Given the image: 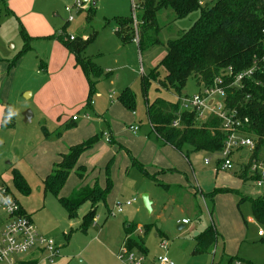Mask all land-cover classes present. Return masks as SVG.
Segmentation results:
<instances>
[{
  "label": "rangeland",
  "instance_id": "374dc122",
  "mask_svg": "<svg viewBox=\"0 0 264 264\" xmlns=\"http://www.w3.org/2000/svg\"><path fill=\"white\" fill-rule=\"evenodd\" d=\"M80 1L32 0L35 4L32 14H42L47 26H32L27 20V30L21 25V18L8 9L6 1L0 5V63L6 64L10 73L4 85L8 82L11 91L6 100L0 98V103L12 105L16 114L14 128L4 130L0 126V185L15 192L37 231L55 241L59 255L53 264H121L108 246L110 238L121 232L120 228L124 231L123 222L141 228L130 236L136 240L144 239L148 261L165 255L173 264H226L227 258L236 256L248 264H264V224L254 218L249 201L238 206L241 197L236 193L219 192L233 189L239 190L241 196L256 197L262 191L255 187L253 181L240 184L237 178L230 176L234 174L239 178L241 174L238 170L234 173L216 172L218 154L187 147L189 160L171 148H165V152L155 156L141 140L150 133L146 101L151 103L158 97L170 102L177 100L168 92L157 91L156 82L149 86L145 99L141 77H146L154 69L167 51V42L191 28L199 13L175 20L171 11L162 12L159 15L160 25L164 27L160 34L162 44L142 53L141 61L139 44L135 41L124 44L115 32L113 21L116 17H132L137 33L141 13L135 5L138 6L141 0H97L95 18L90 23L86 22L84 11L78 14L76 4ZM68 20L71 23L63 30ZM31 22L38 23L35 16ZM46 32L52 36L83 37L86 41L96 35L84 55L110 74L95 83V93L89 101L91 105L88 103L89 85L87 87L81 69L76 67L74 55L59 40L42 37ZM26 38L29 39L27 43ZM55 41L69 63L51 61ZM25 47L27 50L23 54L13 58ZM142 62L145 75L140 74ZM43 65L49 69L45 71ZM160 74L163 79V70ZM126 88L136 95L133 110H127L118 101ZM1 89L2 84L0 92ZM40 92L45 97L43 109L41 101L36 99ZM186 92L188 96L200 92L194 78L188 81ZM55 110L59 115L51 118ZM27 111L33 115L30 122H25ZM73 115L81 123L79 121L75 128L66 130L58 118L66 122ZM131 124L142 125L139 138L132 135ZM95 135L99 141L79 160V165L86 168L85 179H79L73 171L60 195L67 198L75 189L93 186L95 182L102 188H106L108 183L111 185L106 205H98L95 221L84 232L80 226L91 204H84L78 218L71 221L59 200L44 194L42 180L58 162L60 153L68 152L71 146ZM148 141L156 144L153 137ZM243 155L247 158L249 152L244 151ZM205 158L210 159L207 166L204 165ZM135 162L137 165H134ZM15 174L25 180L29 194H22L14 188ZM162 182L185 188L166 191ZM190 189L196 190L195 194L191 192L194 197L190 195ZM144 195H148L152 202L151 211L144 205ZM134 197L138 198V202L133 207L125 208L122 215H110L117 205H125ZM260 197L263 196L260 194ZM193 198L196 202H192ZM167 204L174 208L165 209ZM183 220H188L190 225L179 230ZM145 226H153L147 235H144ZM211 226L219 233L217 243L206 253L198 254L195 250L196 238ZM163 241L167 245L166 250L160 248Z\"/></svg>",
  "mask_w": 264,
  "mask_h": 264
},
{
  "label": "trees",
  "instance_id": "16d2710c",
  "mask_svg": "<svg viewBox=\"0 0 264 264\" xmlns=\"http://www.w3.org/2000/svg\"><path fill=\"white\" fill-rule=\"evenodd\" d=\"M4 3V0H0V5ZM84 5L79 13L84 11ZM135 8L141 13L138 16L137 33L132 17H116L113 21L116 24V34L121 37L124 44L132 43L136 35L138 36V42L135 43L139 44L138 49L141 53L162 44L160 34L164 27L159 22V15L162 12L171 11L175 20H183L194 13H199L198 19L191 28L180 32L178 38L167 42L165 55L146 77H141V88L143 97L147 99L149 86L152 82H156L157 91L163 90L177 98L175 102L161 97L151 103L146 101V114L151 132L159 141L186 157H189L187 147L208 154H219L226 140L223 122L214 115H209L205 120L200 121L197 113L182 110L180 99L189 97L186 86L191 78L195 79L200 90L203 87L208 88L213 86L215 80L221 78L228 69H233L235 73L242 72L252 66L256 57L264 56V4L260 0H219L214 5L202 8L199 6V0H141ZM85 13L86 22H92L95 18L96 6L92 5L85 9ZM66 27L67 25L64 30ZM70 37L72 36L60 35L57 38L74 55L76 67L80 68L86 77L89 85L88 103L91 105L89 101L95 93V83L104 76L108 77L110 73H105L94 61L84 55L85 49L95 40L96 35L91 38L92 41H86L83 37L70 40ZM25 40L26 43L29 42V39ZM25 49L26 47L22 53ZM160 70L165 73L163 79L160 78ZM249 83L243 91L227 89V83L223 87L227 92V107L236 108L243 120L249 119L250 124L247 125L245 133L257 140L258 152L264 148V74L256 75ZM118 101L127 110H133L136 105V95L130 88H126L119 95ZM178 119H180L179 126L174 127L173 123ZM14 125L15 112L8 106L4 110L1 126L4 130H8L14 128ZM62 127L71 130L76 124L73 120H69ZM132 127L135 128L134 126L130 128ZM98 141L99 138L95 135L85 142L71 146L68 152L59 155L58 162L53 164L51 172L42 180L44 194L57 198L71 221L78 218L79 210L84 204H91V209L83 217L80 226L84 232L95 221L98 205H106L111 185L108 183L106 188H102L98 182H95L93 186L86 185L75 189L67 198L60 195L73 171H76L79 179H85L86 168L79 165V160L85 152L93 149ZM134 165L137 163L135 162ZM219 165L217 161V167ZM240 174L238 179L244 184L253 180L248 176L247 167ZM107 180L110 182V178ZM13 183L14 188L20 193L29 194V187L19 174L14 175ZM161 185L170 189V186L162 183ZM8 190L20 206V214L27 215L15 192L9 187ZM219 192L239 194L234 190L223 189ZM246 201L250 202L252 214L257 222L264 224V196L260 198L242 196L238 206ZM112 213L113 210L110 211V215ZM200 214L201 211L197 215ZM244 223L246 224L245 220ZM152 228L153 226H145L144 235H147ZM136 230L133 225H126L124 245L130 252L147 256L144 239L136 240L130 236ZM218 237L217 230L213 226L209 227L196 238V252L204 254L209 251L217 243ZM233 259L241 258L230 257L227 258V262ZM241 260L246 262L244 259ZM22 264L36 263L28 261Z\"/></svg>",
  "mask_w": 264,
  "mask_h": 264
},
{
  "label": "built area",
  "instance_id": "2783aa9c",
  "mask_svg": "<svg viewBox=\"0 0 264 264\" xmlns=\"http://www.w3.org/2000/svg\"><path fill=\"white\" fill-rule=\"evenodd\" d=\"M219 0H199V6L204 8L214 5ZM264 4V0H260ZM78 11L83 8V2L76 4ZM72 12V10H69ZM264 34V30H263ZM74 40V37H70ZM138 42V36L135 38ZM264 74V56L255 58L252 66L242 72L235 73L233 69H228L221 78L215 80L213 86L203 87L195 96L180 99L181 108L185 111H193L198 114L200 121L209 115L216 116L223 122V129L226 132V140L223 150L218 154L220 158L219 170L223 172H233L247 167L248 176L253 178V183L257 189L264 193V148L257 152V140L245 133L250 121L248 118L240 117L236 108L230 109L226 105L227 92L223 87L225 83L227 89L245 90L256 75ZM73 121L77 117H72ZM180 119L173 123L178 127ZM133 132L138 128L132 127ZM244 151L249 152L247 158ZM210 163L209 159L205 164ZM264 196V194H262ZM137 202V198L127 201L125 205H117L113 209L114 213L121 214L125 207H129ZM190 222L183 220L182 224L187 226ZM160 248L167 249L163 241ZM42 254L44 260L53 264L59 255V249L52 238L41 235L34 226L31 218L20 214V206L16 198L10 193L8 187L0 185V264H22L28 262L26 259L31 254ZM117 258L121 264H173L167 256H158L153 261H148L147 256L130 252L123 244L117 253ZM226 264H247L241 259H233Z\"/></svg>",
  "mask_w": 264,
  "mask_h": 264
},
{
  "label": "crops",
  "instance_id": "0c3cea01",
  "mask_svg": "<svg viewBox=\"0 0 264 264\" xmlns=\"http://www.w3.org/2000/svg\"><path fill=\"white\" fill-rule=\"evenodd\" d=\"M6 1V3L9 5L8 6V9L10 10V11H12V13L18 18V17H20L21 18V25H23L24 26V28L27 30V27L29 26L28 25V23H27V20H28V22H29V24L30 25H32V26H40V24L41 25H43V26H45L46 24H44V22H45V20H44V16L42 15V14H38L37 16H36V14H32V8H34L35 7V4L32 2V0H5ZM96 2H97V0H90L88 3H86L85 4V6H84V8L85 9H88L89 7L88 6H92V5H94V6H96ZM96 8H97V6H96ZM85 9H84V12H85ZM83 12V11H82ZM78 14H81V13H78ZM22 16H24L25 18H22ZM33 16H35L36 17V20L38 21V23H36V24H34V23H32L31 21H32V17ZM34 19V18H33ZM44 20V21H43ZM71 22L68 20L66 23H65V25H64V27L67 25V27L69 26V24H70ZM47 26V25H46ZM45 26V27H46ZM64 27H63V30H64ZM66 27V28H67ZM65 28V29H66ZM52 32V31H51ZM64 32V31H63ZM115 32H116V30H115ZM32 36H35V37H38V36H40V35H32ZM51 36V37H50ZM59 36V35H58ZM58 36H56V35H54V36H52V35H50L49 34V32H46V33H44V35L42 36V37H44V38H46V39H55V40H57L58 41ZM41 37V36H40ZM60 41V40H59ZM56 42V41H55ZM58 43L56 42L54 45H53V49H54V53H53V55H52V57H51V61H58V62H62V61H67V63H69L70 61H69V59L65 56V53H61V51H60V49H59V46L57 45ZM61 44H62V42H61ZM63 45V44H62ZM58 47V48H56V47ZM64 46V45H63ZM64 48L66 49V47L64 46ZM21 54H23L22 53V50H20L16 55H14L13 56V58L14 57H16L17 55H21ZM12 58V59H13ZM140 59H141V61H143V54L140 52ZM9 61V60H8ZM141 72H140V74L142 75H145L146 73H145V69H144V63L142 62L141 63ZM44 66V69H45V71H47L49 68L46 66V65H43ZM9 76H10V73L7 71V66H6V64H4V63H0V84H2V89H1V92H0V98H3V99H5L6 100V98H8L9 96H10V94H11V91L9 90V87H8V82L4 85V80L5 79H8L9 78ZM86 78V77H85ZM83 80V79H82ZM87 80V79H86ZM51 83V82H50ZM86 83H87V87H88V82L86 81ZM49 86H50V84H49ZM50 88V87H49ZM83 88H84V91L86 90V87H85V85H84V81H83ZM49 90V89H48ZM88 91H89V88H88ZM36 99H37V101L39 102V101H41V108L43 109V105H44V99H45V97H44V95L42 94V92H40V93H38L37 94V97H36ZM5 103H0V126H1V122H2V118H3V115H4V110H5V108L6 107H8V106H10V107H12L13 108V106L12 105H10V104H7V106H5L4 105ZM46 105V104H45ZM13 110H14V108H13ZM14 112H15V110H14ZM58 115H59V113H57L56 112V110L53 112V113H51V115H50V117L51 118H57L58 117ZM75 115H73L72 117H74ZM72 117H71V119L70 120H72ZM76 117V116H75ZM15 119H16V114H15ZM67 121H69V120H67ZM80 120H79V118H77V120L76 121H74V123L75 124H77L78 122H79ZM58 122L60 123V124H64L65 123V120L63 119V118H58ZM80 123H81V121H80ZM150 125V124H149ZM131 126H134V127H138V131L135 133V132H133L132 131V128H130L131 129V133H132V135L134 136V137H136V138H139L140 137V133H141V131H142V125L141 124H139L138 126H136V125H130V127ZM2 127V126H1ZM155 138L156 139V144H153V143H149L150 141H148V140H150L151 138ZM141 140L143 141V142H145V146H146V148H148V149H150L151 150V152L155 155V156H159L162 152H165V148H171V149H173L172 147H170V146H168L167 147V145H164L161 141H159L157 138H156V136L151 132V127H150V133L147 135V136H143L142 138H141ZM74 144V143H73ZM166 146V147H165ZM173 150H175V149H173ZM176 151V150H175ZM187 151L189 152V149H187ZM178 152V151H177ZM178 153H180V152H178ZM61 154V153H60ZM59 154V155H60ZM180 154H182V153H180ZM183 156H184V154H182ZM186 157V156H185ZM188 160H189V157H186ZM206 159H208V158H205L204 159V165L205 166H207L206 164H205V160ZM210 160V159H209ZM142 161V160H141ZM143 162V161H142ZM143 163H145V162H143ZM210 164V163H209ZM208 164V165H209ZM216 172H221V173H223L222 171H220L219 170V166L217 167V163H216ZM225 174V173H224ZM228 175V174H227ZM230 176H233V177H235V178H237V180L239 181V183L241 184L242 182L238 179V177H236V176H234V174H230ZM162 184H165L164 182H162ZM243 185H245L244 183H242ZM165 185H167V184H165ZM167 186H170V189L169 190H171V189H174L175 187H181V188H185V187H182V186H173V185H167ZM172 187H174V188H172ZM199 187V186H198ZM166 189V188H165ZM199 189L201 190V188L199 187ZM168 189H166V191H169ZM191 190V189H190ZM198 190V189H197ZM228 190V189H227ZM230 190H233V189H230ZM196 191V190H195ZM195 191H189L190 192V195H192L193 197H194V195L192 194V193H196ZM202 191V190H201ZM200 191V192H201ZM234 191H238V193L239 194H237L238 196H240V197H242L240 194V191L239 190H234ZM192 192V193H191ZM201 193H203V191L201 192ZM262 195V194H264L263 192H259V194L256 196V197H250V196H244V197H250V198H258V196L259 195ZM173 195H179V194H173ZM186 195H189V194H186ZM263 196V195H262ZM147 197H148V195H147ZM135 198V197H134ZM137 198V197H136ZM196 198V197H195ZM148 199H149V197H148ZM241 200V199H240ZM150 201V200H149ZM137 202H138V198H137ZM136 202V203H137ZM151 202V201H150ZM192 202H196V200L193 198V201ZM136 203H134V204H136ZM134 204L133 205H131V206H129V207H125V208H130V207H133L134 206ZM193 205H194V203H193ZM125 208H124V211H125ZM151 208H152V202H151ZM168 208H171V209H173L174 207H173V205H171V204H167L166 206H165V209H168ZM124 211H123V213H124ZM25 213L27 214V212L25 211ZM123 213H121V214H119V215H122ZM28 215V214H27ZM29 216V215H28ZM112 216V215H111ZM30 217V216H29ZM31 218V217H30ZM32 220V219H31ZM126 225H129V224H127V222H123V227H124V231H122V228H120V233L115 237V238H110V242H109V246H108V248H109V250L112 252V253H114L115 254V256H116V258H117V253L119 252V250H120V248L122 247V245L124 244V239H125V236H126V232H125V229H126ZM180 225H183V224H180ZM190 225V223L187 225V226H189ZM185 226V225H184ZM186 227V226H185ZM184 227V228H185ZM137 231H141V228L139 227L138 229H137ZM230 258V257H229ZM28 261H31V262H35L36 264H49V263H47V261H45L44 260V255H42V254H31L29 257H27L26 258ZM118 259V258H117ZM119 261V260H118ZM227 261V260H226Z\"/></svg>",
  "mask_w": 264,
  "mask_h": 264
},
{
  "label": "water",
  "instance_id": "95a60500",
  "mask_svg": "<svg viewBox=\"0 0 264 264\" xmlns=\"http://www.w3.org/2000/svg\"><path fill=\"white\" fill-rule=\"evenodd\" d=\"M83 2V4H86L88 3L90 0H81ZM185 94V93H184ZM32 112L31 111H27L25 114H24V118H25V122H30L31 119H32ZM143 202H144V205L147 209H149V211H151V202L149 201L147 195H144L143 196ZM157 227H160V225H157ZM184 225H179L178 226V229L179 230H182L184 229Z\"/></svg>",
  "mask_w": 264,
  "mask_h": 264
}]
</instances>
